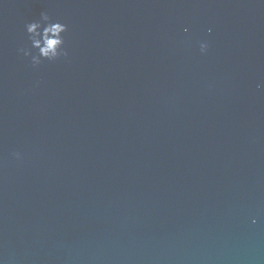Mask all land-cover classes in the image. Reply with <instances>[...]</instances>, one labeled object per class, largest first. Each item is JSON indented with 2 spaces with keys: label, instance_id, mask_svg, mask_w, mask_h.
<instances>
[{
  "label": "water",
  "instance_id": "1",
  "mask_svg": "<svg viewBox=\"0 0 264 264\" xmlns=\"http://www.w3.org/2000/svg\"><path fill=\"white\" fill-rule=\"evenodd\" d=\"M260 85L264 0H0V264H264Z\"/></svg>",
  "mask_w": 264,
  "mask_h": 264
},
{
  "label": "clouds",
  "instance_id": "2",
  "mask_svg": "<svg viewBox=\"0 0 264 264\" xmlns=\"http://www.w3.org/2000/svg\"><path fill=\"white\" fill-rule=\"evenodd\" d=\"M26 30L29 34L32 48L39 49L38 54L35 56L32 55L29 49H21L25 56L31 57L33 65H39L41 57L54 61L62 55H67L64 47V33L68 30L66 24L59 21L53 22L47 13H42L39 20L27 24ZM187 30L185 29V31ZM208 47L209 44L207 42H201L200 50L202 53L206 52ZM260 86L264 87V85Z\"/></svg>",
  "mask_w": 264,
  "mask_h": 264
}]
</instances>
